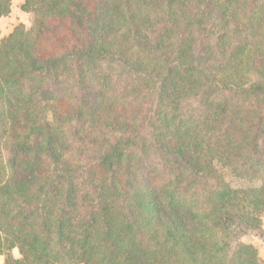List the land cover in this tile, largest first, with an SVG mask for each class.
Returning <instances> with one entry per match:
<instances>
[{
	"label": "trees",
	"instance_id": "1",
	"mask_svg": "<svg viewBox=\"0 0 264 264\" xmlns=\"http://www.w3.org/2000/svg\"><path fill=\"white\" fill-rule=\"evenodd\" d=\"M13 0H0V19ZM0 43L4 264H264V0H24Z\"/></svg>",
	"mask_w": 264,
	"mask_h": 264
},
{
	"label": "rangeland",
	"instance_id": "2",
	"mask_svg": "<svg viewBox=\"0 0 264 264\" xmlns=\"http://www.w3.org/2000/svg\"><path fill=\"white\" fill-rule=\"evenodd\" d=\"M20 6L15 4L14 11H12L11 15L0 19V43L4 38L8 37L12 33L18 24L22 23L25 24L27 28L31 27L30 15L22 12L20 10ZM262 226L264 228V215L262 216ZM243 241L254 245L259 251L260 257L264 260V239L259 234L251 232L249 236L243 239ZM2 263L4 264V257L0 256V264Z\"/></svg>",
	"mask_w": 264,
	"mask_h": 264
},
{
	"label": "crops",
	"instance_id": "3",
	"mask_svg": "<svg viewBox=\"0 0 264 264\" xmlns=\"http://www.w3.org/2000/svg\"><path fill=\"white\" fill-rule=\"evenodd\" d=\"M22 3H23V0H17V2H16V0H13V10L12 11H14V7H15V4H17V6H20V5H22ZM12 13V12H11ZM11 15V14H10ZM3 264V263H2Z\"/></svg>",
	"mask_w": 264,
	"mask_h": 264
}]
</instances>
